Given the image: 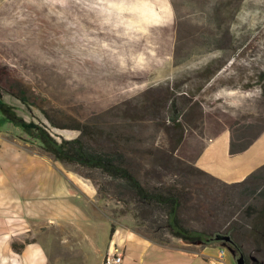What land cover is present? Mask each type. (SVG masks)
<instances>
[{
	"label": "rangeland",
	"instance_id": "rangeland-1",
	"mask_svg": "<svg viewBox=\"0 0 264 264\" xmlns=\"http://www.w3.org/2000/svg\"><path fill=\"white\" fill-rule=\"evenodd\" d=\"M0 68H9L3 97L26 121L58 139L79 132L54 126L46 113L58 124L79 120L102 128L119 141L128 167L146 187L182 192L178 215L184 226L209 234L237 227L248 264H264V170L251 195L252 182H227L194 168L204 144L221 132L249 138L264 125V0H0ZM19 89L26 91V103L11 93ZM178 113L181 131L171 120ZM8 141L32 152L17 144L12 149ZM3 156L0 173H19L23 206L49 198L46 187L56 171L50 162L58 176L78 177L97 189L89 174L110 188L108 197L96 195L95 209L56 179L58 205L75 215L58 226L62 237L72 226L80 236L91 234L93 247L101 246L109 232L101 213L141 235L154 236L149 226L163 223L165 214L157 209L146 221L136 216L133 201L117 199L122 189L116 182L108 185L99 170L55 160L0 112ZM40 227L39 237L47 238L45 225ZM163 245L210 253L212 261L225 246L226 262L238 264L239 253L222 242L172 238ZM58 252L63 263H74L64 246ZM89 253L93 264L97 253Z\"/></svg>",
	"mask_w": 264,
	"mask_h": 264
},
{
	"label": "crops",
	"instance_id": "crops-1",
	"mask_svg": "<svg viewBox=\"0 0 264 264\" xmlns=\"http://www.w3.org/2000/svg\"><path fill=\"white\" fill-rule=\"evenodd\" d=\"M230 140L231 133L228 131H223L208 140L197 155L194 165L227 182L242 181L264 165V131L249 148L240 153L230 154ZM8 144L13 145L12 149L16 148L14 146L17 144L26 151H31L22 142L8 141L5 145ZM4 158L5 156L3 159L0 157L1 164L5 163ZM50 163L55 166L56 171L53 177H49L46 187L48 188L46 195L49 198L44 197L30 206H23L19 198V173L16 175L7 173L4 176L2 172L0 173L2 177L0 179V264H65L63 263L64 255L58 252L62 246L70 252L71 258L74 257L71 259L74 263L71 264H89V251L97 253V259L93 264H105L104 260L108 252H113L116 248L123 252V259L118 264H214L211 259L213 255L210 253L187 251L179 247L159 244L118 222L115 224V231L111 234L113 220L104 213H101L104 215L102 222L106 228L109 225L107 239L101 246L93 247L90 243L93 242L91 234L83 233L80 236L76 231L73 233L70 222L74 221L75 215L67 211L62 204L58 205L57 186L59 184L56 179H61L62 190L72 191L73 197L82 195L95 209H97L96 186L71 175L68 177L59 174L58 176L57 164ZM16 168L18 170L19 166L16 165ZM53 178L54 180H51ZM44 186H46L45 183ZM64 220L70 221L72 231L70 227L65 228L62 237L58 235V226L66 227ZM41 225L46 227L45 237L47 238L39 237ZM90 230H92L91 233L96 232L93 228ZM58 239L59 243H57ZM14 243L23 244L20 251L15 249ZM62 250L65 251V249ZM227 263L232 264L230 260Z\"/></svg>",
	"mask_w": 264,
	"mask_h": 264
},
{
	"label": "trees",
	"instance_id": "trees-1",
	"mask_svg": "<svg viewBox=\"0 0 264 264\" xmlns=\"http://www.w3.org/2000/svg\"><path fill=\"white\" fill-rule=\"evenodd\" d=\"M7 79H9V68H0V112L11 119L17 126L21 127L22 130L36 137L41 142L43 149L54 157L55 160L92 170H99L108 179V185H112L116 182L121 187L122 190H118L117 192V199L123 200L127 205H130V203H132L131 201H133L138 210L136 216L141 217L145 221L148 219L147 214L152 213L154 209L162 211L165 214L162 224H157L156 221H152L157 225L149 226V230L155 231L157 234L154 236L142 234L143 236L161 244H169L172 238H179L191 243L202 242L210 244L213 242H222L228 244L238 253L243 252L241 243L236 239L237 236L243 235V232L237 227L231 226L226 233L230 235L232 239L230 242L216 240L214 238L215 234H209L205 230L184 226L178 215L179 208L182 204V192L176 186H160L154 187L153 189L146 187L128 167L127 157L121 149L118 143L119 141L113 140L110 134H105L102 128L79 120H73L69 122V124H58L46 113V118L54 126L79 132L76 137H61L58 139L53 136L46 127L38 125L33 121H26L3 97L1 90L2 87H4L3 82ZM11 93L24 103L28 100L24 89H19L18 92L11 90ZM179 118L180 114L178 113L173 115L171 120L175 129L181 131L182 125L179 122ZM263 131L264 125L252 137L245 138L243 136L238 139L233 138L232 132L230 131V154L240 153L249 148ZM100 139L107 141L111 140V142L105 146L104 144H98ZM194 168L199 172L208 173L195 165ZM263 170L264 165L252 172L244 180L236 183L246 184L252 182L253 186H250L248 191L249 194L255 195L257 193L256 181L261 179L260 173ZM84 175L92 179L97 185V195L101 198L108 197L111 194L110 188H108L105 182H99L95 177L89 174ZM125 193L128 197L125 196ZM253 222H255L253 224L254 227H259L261 225V220ZM114 231L115 224H112L111 234ZM251 235L256 236L258 234H256V232H251ZM22 246L23 244L18 245L14 243V247L17 251H20ZM245 258L248 264V257L246 255Z\"/></svg>",
	"mask_w": 264,
	"mask_h": 264
},
{
	"label": "built area",
	"instance_id": "built-area-1",
	"mask_svg": "<svg viewBox=\"0 0 264 264\" xmlns=\"http://www.w3.org/2000/svg\"><path fill=\"white\" fill-rule=\"evenodd\" d=\"M227 250L225 246H220L217 252L216 260L214 261V264H227L225 258H226ZM123 259V252L116 248L113 252H108V254L105 257L104 263L105 264H118Z\"/></svg>",
	"mask_w": 264,
	"mask_h": 264
},
{
	"label": "water",
	"instance_id": "water-1",
	"mask_svg": "<svg viewBox=\"0 0 264 264\" xmlns=\"http://www.w3.org/2000/svg\"><path fill=\"white\" fill-rule=\"evenodd\" d=\"M214 238L216 240H223V241H230L231 242V237L228 234H224V233H216L214 235ZM237 262L238 264H246V258H245V254L243 252H240L239 257L237 258Z\"/></svg>",
	"mask_w": 264,
	"mask_h": 264
},
{
	"label": "flooded vegetation",
	"instance_id": "flooded-vegetation-1",
	"mask_svg": "<svg viewBox=\"0 0 264 264\" xmlns=\"http://www.w3.org/2000/svg\"><path fill=\"white\" fill-rule=\"evenodd\" d=\"M239 254H240V252H239ZM246 264H247V261H246Z\"/></svg>",
	"mask_w": 264,
	"mask_h": 264
}]
</instances>
